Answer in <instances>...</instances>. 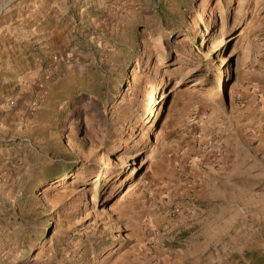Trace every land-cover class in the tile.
<instances>
[{"label":"rangeland","instance_id":"1","mask_svg":"<svg viewBox=\"0 0 264 264\" xmlns=\"http://www.w3.org/2000/svg\"><path fill=\"white\" fill-rule=\"evenodd\" d=\"M15 1L0 264H264V0H44L25 43Z\"/></svg>","mask_w":264,"mask_h":264},{"label":"crops","instance_id":"2","mask_svg":"<svg viewBox=\"0 0 264 264\" xmlns=\"http://www.w3.org/2000/svg\"><path fill=\"white\" fill-rule=\"evenodd\" d=\"M48 4L51 6V9H53L54 7V4H50V2H45L44 0H17L13 3H11L10 6H8V12L10 10H12V16L15 17V22H18V29L16 26L14 27H11V23L9 22L8 23V30L5 34H3V38L5 36H14L15 39L17 40V42L19 43H25L24 41L25 40H28L29 37L30 38H33L34 36L35 37H39L38 33L35 32L34 29H32V34L30 36H24L22 37L20 32L23 30L21 29V26H24L26 25L27 23H29L30 25H34L35 23H38L39 21H46L47 18L49 17L47 14H46V8L48 6ZM17 29L15 30L14 32L11 31V29ZM13 32V33H12ZM23 45L21 44H17V48L14 49L15 52L17 51L18 52V49L20 51H23L25 49H23ZM261 93H262V97H263V100H264V84L263 86L261 87Z\"/></svg>","mask_w":264,"mask_h":264},{"label":"trees","instance_id":"3","mask_svg":"<svg viewBox=\"0 0 264 264\" xmlns=\"http://www.w3.org/2000/svg\"><path fill=\"white\" fill-rule=\"evenodd\" d=\"M194 0H182V2L185 4L186 7H188L189 4H191ZM171 28L173 29H178V25L176 23H174ZM82 85V84H81ZM80 86V84H78L76 87H74L72 90H65L64 92V97L63 99L67 100V103L73 98V93L74 90H78V91H85L88 92L89 95H91L94 99H96L98 102L102 103V104H106L107 102V95H105L104 91H103V86L101 85H96V80H94V78L89 77L84 83L82 87H78ZM66 111L63 112V114ZM59 161V159H57V162ZM67 160H64L63 158L60 159V161L58 162V166H56L53 170H51L52 172L48 175L51 176V174L56 175V176H66L67 173L71 170V165H68Z\"/></svg>","mask_w":264,"mask_h":264},{"label":"built area","instance_id":"4","mask_svg":"<svg viewBox=\"0 0 264 264\" xmlns=\"http://www.w3.org/2000/svg\"><path fill=\"white\" fill-rule=\"evenodd\" d=\"M10 103L13 104V101H11Z\"/></svg>","mask_w":264,"mask_h":264}]
</instances>
